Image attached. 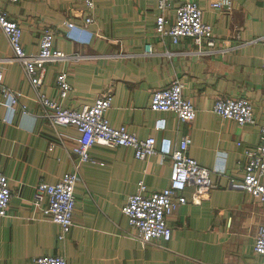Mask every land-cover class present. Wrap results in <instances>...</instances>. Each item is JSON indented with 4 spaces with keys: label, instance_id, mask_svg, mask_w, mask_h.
Wrapping results in <instances>:
<instances>
[{
    "label": "crops",
    "instance_id": "0c3cea01",
    "mask_svg": "<svg viewBox=\"0 0 264 264\" xmlns=\"http://www.w3.org/2000/svg\"><path fill=\"white\" fill-rule=\"evenodd\" d=\"M186 1L197 2L213 26L212 53L208 46L207 52H196L189 37L174 44L170 36H159L154 1L96 0L95 21L86 24L82 0H0V8L21 25L27 53H37L42 34L52 29L55 50L83 57L46 64L41 72L47 95L60 100L56 81L61 72L72 85L62 101L65 107L81 108L111 92L110 123L126 126L139 138L155 137L166 155L141 160L132 147L94 145L93 161L79 165L74 225L60 239V225L33 201L41 181L56 183L77 169L73 147L80 133L74 126L53 127L39 116L37 95L0 29V72L4 83L21 93L15 109L0 93V171L13 194L8 214L0 217V264H34L41 255H63L67 264H262L254 243L264 225V204L231 188L230 181L243 178L246 150L261 144L264 0H232L231 13L213 8L216 0H172V21L176 7ZM148 44L152 53L145 52ZM175 78L183 81L184 96L197 108L190 122L149 106L153 92ZM219 97L248 98L256 123L241 125L215 113ZM184 135L192 139L188 155L212 170L217 187L200 204L189 201L175 209L168 218L170 241L153 239L145 245L131 235L135 231L122 208L140 181L149 192L169 186L170 155ZM185 194L190 198L192 188Z\"/></svg>",
    "mask_w": 264,
    "mask_h": 264
},
{
    "label": "built area",
    "instance_id": "2783aa9c",
    "mask_svg": "<svg viewBox=\"0 0 264 264\" xmlns=\"http://www.w3.org/2000/svg\"><path fill=\"white\" fill-rule=\"evenodd\" d=\"M16 2L18 0H3ZM157 3V34L161 37L170 36L174 44H178L185 37L191 38L195 51L205 53V46L212 53L216 46L213 26L204 20L203 8L195 1H186L176 7L175 18L168 17L172 7V0H147ZM85 10L88 11L86 24L94 23L96 0H82ZM211 6L229 13L233 12L232 0H216ZM0 29L7 37L13 51V60L18 61L25 75L30 80L40 105L39 116L49 121L53 127L74 126L80 136L73 147L74 154L79 159L77 169L66 173L58 182L48 183L41 181L35 192L33 204L43 211V214L58 223L61 227L60 239H64L74 225L76 209V186L80 181L79 165L93 161L90 149L96 145L108 147L128 146L135 150L138 159H146L152 155H159L162 159L166 155L157 146L155 137L139 138L126 126H113L106 116L112 105V93H104L97 97L92 104L81 108L65 107L62 103L72 90L67 72L57 76V86L60 100H56L42 90L44 84L43 73L49 62L80 60L83 57L69 55L64 51L54 49L55 32L47 29L41 36L39 51L35 54L26 52L23 42V29L18 21L11 17L3 8H0ZM151 44L145 47L146 53H152ZM264 69V61L262 64ZM184 83L175 78L168 87L153 92L149 106L154 111L175 113L180 120L190 122L196 118L197 108L194 102L183 94ZM0 93L6 100L8 107L15 109L19 104L21 93L4 83V73L0 72ZM26 113L27 106H22ZM218 115L233 119L241 125L255 124L256 117L250 100L246 97L229 98L219 97L213 108ZM192 139L184 135L179 146L170 155L171 178L168 187L149 192L144 181L139 182L138 191L129 196L122 211L128 219L130 227L135 231L131 235L143 244L153 239L171 240L173 230L168 223L169 216L182 204L191 201L200 204L217 187L212 182V170L198 163L188 155ZM53 148V147H51ZM248 162L244 168V175L240 181L231 180L230 186L249 193L264 204V125L261 127V144L257 149L246 150ZM192 188L188 198L185 191ZM11 184L7 176L0 171V217H5L10 208L12 199ZM255 252L261 257L264 264V225L260 227L254 243ZM34 264H67L63 255H41L33 260Z\"/></svg>",
    "mask_w": 264,
    "mask_h": 264
}]
</instances>
